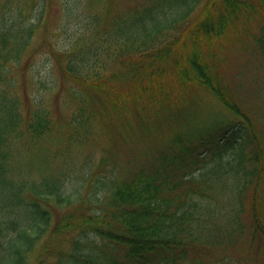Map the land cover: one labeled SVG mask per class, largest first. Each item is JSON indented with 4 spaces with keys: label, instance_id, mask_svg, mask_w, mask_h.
<instances>
[{
    "label": "trees",
    "instance_id": "trees-1",
    "mask_svg": "<svg viewBox=\"0 0 264 264\" xmlns=\"http://www.w3.org/2000/svg\"><path fill=\"white\" fill-rule=\"evenodd\" d=\"M48 1L0 0V264H244L245 238L264 245V138L225 65L230 41L247 50L240 31L264 68V30L243 31L264 0H61L72 38L43 43L74 104L64 123L43 96L22 97L15 75ZM205 96L219 113L195 125L210 133L178 131L152 162L98 174L101 132L147 135L148 120ZM56 138L61 165L35 176L25 153ZM74 147L91 150L77 162Z\"/></svg>",
    "mask_w": 264,
    "mask_h": 264
},
{
    "label": "rangeland",
    "instance_id": "rangeland-1",
    "mask_svg": "<svg viewBox=\"0 0 264 264\" xmlns=\"http://www.w3.org/2000/svg\"><path fill=\"white\" fill-rule=\"evenodd\" d=\"M20 1L26 3L29 0ZM117 1L125 6L129 0ZM48 2V11L42 23V30L28 54L30 60L24 69L16 70L15 75L19 80L17 90L22 97L26 99L30 94L43 96L48 108L54 112L61 123H64L70 117L74 104L65 102L69 95L61 83L60 70L54 64L50 49L43 43V39L46 35L49 41H52L57 48L62 49L63 46L68 45L72 37L69 38L67 35L70 30L63 34L58 28L60 22L63 21L61 19L63 15L61 0H49ZM95 6V1L89 3L90 10ZM245 29L250 30L251 34L259 33L261 29L264 30V17L251 25L249 24L243 28V31ZM237 35L242 38L247 50L242 51L236 43L230 41L228 62L225 65L226 79L238 97L241 98L244 108L252 115L256 126L262 130V137L264 138V68L261 67L263 58L256 50L250 35H241L240 31ZM34 49H37L35 54ZM247 51L251 53L246 54ZM26 105L27 102L25 108ZM219 108L220 106L214 98L205 96L199 103L190 104L187 113H183L179 117L167 115L163 120H148L149 132L147 135H141L136 124L127 135L119 137L115 141L101 132L99 135L100 143L96 146H99V157L105 158V168L98 174L106 173L107 170L110 171L113 166L122 172L126 168L139 167L146 165L149 161L152 162L158 154L166 149L167 142L178 131L190 130L194 135H197L193 137L194 140L207 135L212 131V128L198 129L195 123L196 121H207L211 114L219 113ZM262 141L264 142V139ZM60 143L61 139L56 138L26 152L25 167L35 176L49 171L50 168L57 169L61 162L59 160L52 161V156ZM88 150L74 147L72 156L75 157V161H82L88 154ZM249 204L250 201L248 200L246 203L247 212L243 215L246 223L250 222ZM237 252L244 264H264V245L251 243L249 238H245L239 244Z\"/></svg>",
    "mask_w": 264,
    "mask_h": 264
}]
</instances>
